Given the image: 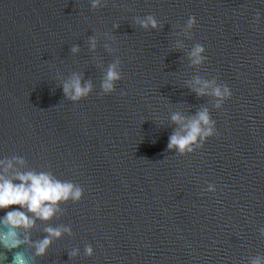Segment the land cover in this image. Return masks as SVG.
<instances>
[{
  "label": "water",
  "instance_id": "95a60500",
  "mask_svg": "<svg viewBox=\"0 0 264 264\" xmlns=\"http://www.w3.org/2000/svg\"><path fill=\"white\" fill-rule=\"evenodd\" d=\"M74 77L91 85L76 101ZM204 110L215 134L169 150L173 115ZM27 172L82 195L49 220L19 208L35 223L3 264H264V0H0V174Z\"/></svg>",
  "mask_w": 264,
  "mask_h": 264
},
{
  "label": "clouds",
  "instance_id": "9594fccd",
  "mask_svg": "<svg viewBox=\"0 0 264 264\" xmlns=\"http://www.w3.org/2000/svg\"><path fill=\"white\" fill-rule=\"evenodd\" d=\"M93 6L97 5L94 4ZM193 23H195L194 17L190 19L189 27ZM148 24H151L153 28L158 26L155 19L151 17L148 18L147 22L143 23V26L147 27ZM92 43L94 47L95 41ZM72 50L75 52L78 49L74 47ZM203 52L204 48L202 46L194 48L191 52L194 64L198 65L202 62L203 57L201 54ZM119 78V73L115 70V67L110 68L103 83L105 92L112 91L114 82ZM196 85H199V87L194 88L197 95L211 94L221 101L231 97V92L227 87L221 89L199 79L196 80ZM209 89H211L210 93L208 92ZM63 90L65 95L76 101L90 93L91 85L82 87L79 77H74L64 85ZM220 106V103H217L216 107L219 108ZM172 120L179 125V130L169 137L168 148L169 150L175 149L181 154L192 152L193 145L199 147L203 141L215 134L214 122L211 120L207 110L199 112L189 122H185L180 114L173 115ZM20 163H23V161H20ZM11 167V163L7 164L4 171L7 172V169ZM15 179L20 182L14 183L6 175L0 174V211L5 213L3 218L0 219V224L7 228L6 232L0 231V246L8 250L16 249L25 242L19 238V233L16 230L19 228L29 229L35 223L29 215H26L24 211H20L19 208L26 209L27 212L34 214L39 219L49 220L54 216L59 203L66 202L70 198L78 200L82 195L80 188L75 187L71 183L60 181L49 173H17ZM10 208L15 210L9 211L8 209ZM65 231L68 230L65 229ZM47 232L49 237L35 244L37 256L46 254L52 242L51 238H60L62 236V232L58 229L49 228ZM86 251L91 255L93 250L88 247ZM0 264H3L2 256H0ZM13 264H30V262L23 253H17Z\"/></svg>",
  "mask_w": 264,
  "mask_h": 264
}]
</instances>
